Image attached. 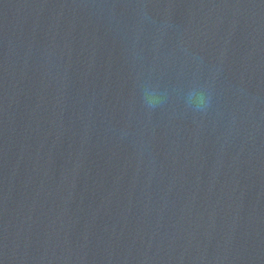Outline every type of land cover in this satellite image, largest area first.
Listing matches in <instances>:
<instances>
[{
    "label": "clouds",
    "instance_id": "obj_1",
    "mask_svg": "<svg viewBox=\"0 0 264 264\" xmlns=\"http://www.w3.org/2000/svg\"><path fill=\"white\" fill-rule=\"evenodd\" d=\"M196 96L198 103L196 104L195 111H206V109L210 106V97H205L203 93L190 92L188 97L189 106H191L192 97ZM145 97L147 98V102L149 107H155L157 103V98L154 92L145 90Z\"/></svg>",
    "mask_w": 264,
    "mask_h": 264
},
{
    "label": "water",
    "instance_id": "obj_2",
    "mask_svg": "<svg viewBox=\"0 0 264 264\" xmlns=\"http://www.w3.org/2000/svg\"><path fill=\"white\" fill-rule=\"evenodd\" d=\"M0 264H1V260H0Z\"/></svg>",
    "mask_w": 264,
    "mask_h": 264
}]
</instances>
